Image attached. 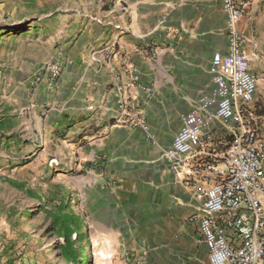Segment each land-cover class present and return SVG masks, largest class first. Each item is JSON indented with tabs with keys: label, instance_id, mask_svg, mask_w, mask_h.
Returning a JSON list of instances; mask_svg holds the SVG:
<instances>
[{
	"label": "crops",
	"instance_id": "0c3cea01",
	"mask_svg": "<svg viewBox=\"0 0 264 264\" xmlns=\"http://www.w3.org/2000/svg\"><path fill=\"white\" fill-rule=\"evenodd\" d=\"M236 1L243 52L258 77L249 107L264 135V0ZM52 3L46 42L56 47L60 73L33 82L31 61L9 70L13 87L0 118L9 124L6 139L48 155L67 177V197L81 204L85 228L116 241L128 264H208L196 221L209 181L197 161L175 173L165 153L182 115L215 91L211 58L228 48L221 0ZM33 42L41 65L43 40ZM120 105L144 123H117ZM3 257L0 240V264Z\"/></svg>",
	"mask_w": 264,
	"mask_h": 264
},
{
	"label": "built area",
	"instance_id": "2783aa9c",
	"mask_svg": "<svg viewBox=\"0 0 264 264\" xmlns=\"http://www.w3.org/2000/svg\"><path fill=\"white\" fill-rule=\"evenodd\" d=\"M221 5L228 48L211 58L215 91L201 95L182 115L165 157L175 173L197 161L198 174L209 181L196 221L208 264H264V135L254 126L249 107L258 77L249 67L237 28L242 5L236 0H221ZM60 70L61 64L53 66L52 81ZM126 113L120 105L117 123H144ZM220 131L224 137L214 139Z\"/></svg>",
	"mask_w": 264,
	"mask_h": 264
},
{
	"label": "rangeland",
	"instance_id": "374dc122",
	"mask_svg": "<svg viewBox=\"0 0 264 264\" xmlns=\"http://www.w3.org/2000/svg\"><path fill=\"white\" fill-rule=\"evenodd\" d=\"M52 4V0H0V118L8 109L5 105L13 87L9 83L10 69L16 74L20 65L26 67L31 61L30 70L38 67L31 73L36 82L44 74L51 79V69L61 64L55 55L56 47L46 42L52 33L50 24L45 26L48 18L45 14L55 8ZM39 36L43 40L41 65L34 61V57L39 59V48L33 41ZM25 52L26 57L22 56ZM252 108V121L255 122L256 106ZM3 127L0 123V240L4 263L71 264L57 257L56 244L61 237L52 228L53 212L63 204L64 209L67 205L83 218L82 206L67 197V177L53 170L48 155L42 158L32 155L28 152L31 143H12V139H6L10 135L4 134H11L10 129ZM80 231L83 254L89 257L86 259L83 255V264L129 263L113 239L105 240L97 231L85 228L84 222Z\"/></svg>",
	"mask_w": 264,
	"mask_h": 264
},
{
	"label": "trees",
	"instance_id": "16d2710c",
	"mask_svg": "<svg viewBox=\"0 0 264 264\" xmlns=\"http://www.w3.org/2000/svg\"><path fill=\"white\" fill-rule=\"evenodd\" d=\"M64 207L63 204H60L58 209L53 212L52 228L61 237V241L56 244V254L62 262L83 264V259H89L88 254H83L85 251H83L80 244L83 237L80 231L83 218L75 214L67 205L66 209ZM83 255H85V258Z\"/></svg>",
	"mask_w": 264,
	"mask_h": 264
}]
</instances>
